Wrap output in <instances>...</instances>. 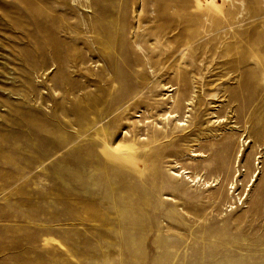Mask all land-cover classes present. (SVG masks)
Masks as SVG:
<instances>
[{
  "label": "rangeland",
  "instance_id": "1",
  "mask_svg": "<svg viewBox=\"0 0 264 264\" xmlns=\"http://www.w3.org/2000/svg\"><path fill=\"white\" fill-rule=\"evenodd\" d=\"M263 71L264 0H0V264H264Z\"/></svg>",
  "mask_w": 264,
  "mask_h": 264
},
{
  "label": "bare ground",
  "instance_id": "2",
  "mask_svg": "<svg viewBox=\"0 0 264 264\" xmlns=\"http://www.w3.org/2000/svg\"><path fill=\"white\" fill-rule=\"evenodd\" d=\"M165 1V0H164ZM159 2V1H158ZM169 4V3H168ZM172 4V3H171ZM42 19V18H41ZM49 19V18H48ZM53 20V19H52ZM56 20V19H55ZM44 21V20H43ZM191 42H193V41H191ZM195 42V41H194ZM189 43V42H188ZM190 44V43H189ZM216 44V43H215ZM192 48V47H191ZM194 51V50H193ZM193 53V52H192ZM185 54V53H184ZM184 56V55H183ZM182 57V56H181ZM188 57V56H187ZM252 62V61H251ZM26 68V67H25ZM260 72V71H259ZM5 73V72H4ZM263 73H264V71H263ZM260 77H261V75H260ZM25 78V77H24ZM184 78V77H183ZM187 79V78H186ZM26 80V79H25ZM259 80H260V78H259ZM259 86V85H258ZM152 88V87H151ZM250 93V92H249ZM264 94V93H263ZM262 97V96H261ZM264 97V96H263ZM239 99V98H238ZM178 102H180V103H184V100L183 99H180ZM178 104V103H177ZM185 104V103H184ZM258 104V103H257ZM263 104V107H264V102L262 103ZM232 106V105H231ZM256 106V105H255ZM255 106H254V108H255ZM223 109V108H222ZM253 109V108H252ZM256 113V112H255ZM263 114V113H262ZM260 118H263V117H261V114H257L256 115V118L254 117V119L255 120H259ZM264 122V121H263ZM256 123V122H255ZM261 123V122H260ZM255 126V125H254ZM259 128H261V127H259ZM262 130V129H261ZM263 131V130H262ZM259 132V131H258ZM264 133V132H263ZM261 138V137H260ZM263 138H264V136H263ZM261 139H259V141H260ZM263 140V139H262ZM261 140V141H262ZM169 141V140H168ZM139 142V141H138ZM257 145V144H256ZM140 146H142V144H139V145H137L136 146V148H134V146H131V148L133 149V155L135 154V156H137V157H139L141 154L139 153V150H140ZM143 148V147H142ZM145 148V147H144ZM144 148H143V150H144ZM147 148V147H146ZM142 152V151H141ZM144 152L146 153L147 151H145L144 150ZM139 154V155H138ZM195 155H196V153H195ZM225 167V166H224ZM224 169V168H223ZM228 170V169H227ZM81 171V170H80ZM87 172V171H86ZM9 173V172H8ZM201 178H199V180H200ZM81 180H82V182H83V184H84V186L85 185H88V184H90L91 183V180H90V176H88L87 178H86V175H83L82 176V178H81ZM216 184V183H215ZM82 185V184H81ZM149 187V186H148ZM140 189H141V186L139 187V188H137L136 190L137 191H140ZM132 190H134V189H132L131 187L129 188V192L131 193L132 192ZM128 192V193H129ZM139 194V193H138ZM93 195V194H92ZM140 195V194H139ZM129 196V195H128ZM131 196V195H130ZM141 196V195H140ZM146 196H142L141 198H137V200H142V201H144V200H146ZM131 199V198H130ZM132 200V199H131ZM130 200V201H131ZM127 210V207H125V211ZM122 212H124V211H122ZM120 221H121V224H124V219H123V215H121V218H120ZM14 234V233H13ZM103 234V233H102ZM92 238V237H91ZM99 238V237H98ZM82 242H84V241H82ZM11 262V261H10ZM9 262V263H10Z\"/></svg>",
  "mask_w": 264,
  "mask_h": 264
},
{
  "label": "built area",
  "instance_id": "3",
  "mask_svg": "<svg viewBox=\"0 0 264 264\" xmlns=\"http://www.w3.org/2000/svg\"><path fill=\"white\" fill-rule=\"evenodd\" d=\"M240 204H242V203L240 202Z\"/></svg>",
  "mask_w": 264,
  "mask_h": 264
}]
</instances>
